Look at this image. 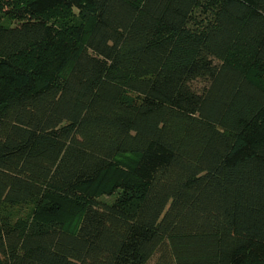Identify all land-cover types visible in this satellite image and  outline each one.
<instances>
[{
	"label": "trees",
	"instance_id": "1",
	"mask_svg": "<svg viewBox=\"0 0 264 264\" xmlns=\"http://www.w3.org/2000/svg\"><path fill=\"white\" fill-rule=\"evenodd\" d=\"M0 264H264V0H0Z\"/></svg>",
	"mask_w": 264,
	"mask_h": 264
}]
</instances>
